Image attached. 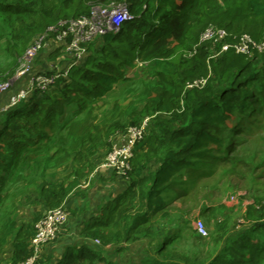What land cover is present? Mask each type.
<instances>
[{"label":"trees","instance_id":"trees-1","mask_svg":"<svg viewBox=\"0 0 264 264\" xmlns=\"http://www.w3.org/2000/svg\"><path fill=\"white\" fill-rule=\"evenodd\" d=\"M111 1L127 2L133 18L117 33L90 43L87 58L69 67L67 75L62 72L49 92L33 94L2 115L0 253L12 236L13 264L33 256L35 224L44 213L18 225L16 217L1 215L2 208L15 197L30 203L31 188L37 193L35 205L65 207L75 188L89 180L93 166L87 155L111 144L113 135L149 117L147 131L134 147L131 170L122 177L124 189L104 199L83 222L80 237L87 242L70 244L57 256L41 254L36 264H113L89 240L100 239L101 248L114 244L123 250L128 243L156 238L155 219L169 217L175 201L195 195L205 180L218 175L228 161V141L264 109V51L248 55L229 49L211 57L220 44L200 42L210 25L225 29L229 42L244 34L264 40V0H0V13L33 18L26 45L61 20L88 15L94 6ZM62 53L56 47L50 57ZM138 62L152 64L154 80L142 83L139 100L116 103L99 116L97 103L128 81L129 68ZM198 79H206L205 84L188 86ZM68 108L75 109V118L65 123L61 117ZM55 142L60 152L46 157ZM72 152L79 164L73 179L49 181L47 162L56 159L61 166ZM262 201L254 198L241 229L206 264H264ZM71 212L87 214L88 209ZM169 240L164 237L155 244V255L133 256V264H190L169 251Z\"/></svg>","mask_w":264,"mask_h":264},{"label":"rangeland","instance_id":"rangeland-1","mask_svg":"<svg viewBox=\"0 0 264 264\" xmlns=\"http://www.w3.org/2000/svg\"><path fill=\"white\" fill-rule=\"evenodd\" d=\"M32 23L33 18L28 16L20 20L17 15L0 13V79L13 78L16 71L26 62V51L35 35L26 45H24V40L29 26H33ZM50 49L51 47L40 53L33 61V67H42L47 73H62L68 64H71L69 62L72 61V58L66 53H62L58 59L47 57ZM151 67L152 64L138 62L134 67L129 68L127 73L130 77L129 80L117 84L112 92L97 103V114L102 116L116 103L124 106L130 101L139 100L142 83L155 78ZM74 111V108H68L61 119L68 123L75 118ZM1 119L3 116L0 121ZM129 120L126 118V122ZM247 123L249 124L244 125L240 133L232 137V141H228L224 150L228 161L221 166L218 175L205 180L195 195L175 201L168 209L169 217L155 219L153 227L156 238L146 237L128 243L126 249L123 248V250L118 249L119 246L114 244L101 248L100 239V242L89 240V244L97 250H102L106 259L113 264H133V256L138 254V259H141L148 254L155 255V244L164 237H168L170 239L168 242L169 251L173 252L177 259L182 261L188 259L190 264L196 262L206 264L225 245V239L241 229L244 224L246 208L254 202L255 197H263L261 205L264 207V109L251 115ZM110 143L98 147L87 155L89 163L93 166L89 180L79 184L66 199L64 206L69 214L68 221L62 227L64 230L61 229L58 237L49 245H55L60 241V238L65 236L74 243L78 242L79 227L87 219L88 213L72 214L71 211L78 210L83 205L90 211L89 208L96 207L97 202L101 203L117 192L115 185L121 179L116 174H112L109 178L99 179L100 164L113 146L112 138ZM50 146L46 157L53 155L56 149H59L60 152V146L56 142ZM71 156V159L61 166L57 165L56 159L47 162L49 181L64 180L70 176L73 179V170L79 164L75 160L76 153L72 152ZM93 190H95L96 197H90L89 193ZM81 191H84L85 194L80 195ZM36 194L35 189L31 188L30 208L42 207L40 209L43 214L47 207L43 204H34L36 203L34 202ZM15 198L2 208L1 215L8 213V215L16 217L21 214L25 221L32 220L33 212L30 208H28L29 210L24 208L20 213L18 210L22 206L23 200ZM85 202L86 204H83ZM93 204L94 206H92ZM199 219L206 225L207 237H201L197 232L196 222ZM217 237H220L218 243L214 242ZM97 263L106 264L104 261Z\"/></svg>","mask_w":264,"mask_h":264},{"label":"built area","instance_id":"built-area-1","mask_svg":"<svg viewBox=\"0 0 264 264\" xmlns=\"http://www.w3.org/2000/svg\"><path fill=\"white\" fill-rule=\"evenodd\" d=\"M133 18L127 2L111 1L104 5L94 6L91 13L81 15L76 18L61 20L56 25L48 27L46 31L37 35L29 45L25 59L26 62L16 71L13 78L0 79V99L7 92L11 91L15 84L25 77L33 69V61L40 53L51 47L54 42L57 47L71 56L72 61L69 67L83 62L89 55L88 45L108 33H117L124 24ZM228 32L223 28L208 26L201 34L200 42H215L220 44V50L211 57L219 56L223 51L234 49L237 53L253 55L255 50L264 51V40L257 42L250 35L244 34L238 42L226 41ZM143 64V63H142ZM69 69V68H68ZM62 73L35 72L29 78L27 87L12 93L7 103L0 105L1 116L14 106L27 101L33 94H44L51 90L57 78L67 75V71ZM206 79H198L190 83L189 87L202 86ZM149 117L143 119L138 125H130L122 133L123 142L114 145L108 155L100 164V168L115 171L121 177H127L131 170V158L134 147L140 141L148 128ZM69 218L65 207L47 209L43 216L35 224V235L31 240L33 256L26 261L17 264H36L41 255L44 245L54 241L62 227ZM196 229L201 237H207L208 230L202 220H197ZM100 242L99 239L95 240Z\"/></svg>","mask_w":264,"mask_h":264},{"label":"crops","instance_id":"crops-1","mask_svg":"<svg viewBox=\"0 0 264 264\" xmlns=\"http://www.w3.org/2000/svg\"><path fill=\"white\" fill-rule=\"evenodd\" d=\"M51 44V49L49 50V52H48V55H47V57H50V53L52 52V50L53 49H55L56 47H57V45L54 43V42H51L50 43ZM99 44V43H98ZM47 50H48V48H47ZM58 59V58H57ZM69 63H71V62H69ZM67 65V64H66ZM69 68V64H68V66H67V68L66 69H68ZM65 69V70H66ZM37 73V72H44V69L42 68V67H33V69L29 72V74H27L25 77H23L20 81H18L16 84H15V86L13 87V89L11 90V91H9V92H7L6 94H4L2 97V99H0V105H4L5 103H7V101H8V98H9V96L12 94V93H14V92H17L18 90H20V89H22V88H25V87H27V85H28V83H29V78H30V76L33 74V73ZM4 117V116H3ZM123 142V136H122V134L121 133H118V134H115L113 137H112V143H113V146L114 145H117V144H121ZM112 146V147H113ZM100 174H99V179L100 180H102L101 178H109V177H111V175L112 174H114L113 173V171H111V170H109V169H106V168H101L100 169ZM118 177H120V176H118ZM120 179H121V181L120 182H118L117 183V185H115L116 186V190H117V192L114 194V195H112V196H115V195H117L118 193H120L123 189H124V187H125V180L122 178V177H120ZM105 181V180H104ZM114 186V187H115ZM94 191L95 190H93L91 193H89L90 194V197L91 196H94V197H96V195H95V193H94ZM111 196V197H112ZM89 199V198H88ZM87 201V200H86ZM83 204H86V202L85 203H83ZM100 204V201L99 202H97V204H95V206L96 207H90L89 209H90V211H88L87 213V215H88V217H89V213H91V212H93L96 208H97V206ZM88 205V204H87ZM30 203H24V200L22 201V206L19 208V210L18 211H20V213H22L23 212V210H24V208L25 209H27V210H29L28 208H30ZM92 206H94V204L92 205ZM72 208H74V206H71ZM82 207H86L85 205H83ZM39 208V207H38ZM36 209L35 207L34 208H30V210H31V212H33V216H32V220H33V218H34V215L37 213V212H41L42 210L40 209V208H42V207H40L39 209ZM26 210V211H27ZM33 210V211H32ZM35 213V214H34ZM86 215V216H87ZM87 217V218H88ZM16 219H17V221H18V225H22V224H24V223H29V222H31L32 220H30V221H25L24 220V217L23 216H21V214H19V216H16ZM84 222V221H83ZM82 226H83V224H81L80 225V227H79V234H78V239H79V241L78 242H75L74 243V241H70L69 240V238L68 237H62V238H60V241L59 242H57V243H55V245L53 244V246L52 245H46V246H44L43 248H42V251H41V254L42 255H44V254H46V255H54V256H57V255H59V254H61L62 252H63V250H64V248H66L68 245H70V244H82V243H86L87 242V240H84V239H82L81 237H80V230H81V228H82ZM64 230V228L62 229V231ZM69 236V235H68ZM11 239H12V236L9 238V241H8V243L6 244V246H5V248H4V250H3V252L2 253H0V264H13L12 263V253H13V245H12V243H11Z\"/></svg>","mask_w":264,"mask_h":264}]
</instances>
